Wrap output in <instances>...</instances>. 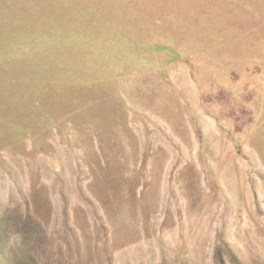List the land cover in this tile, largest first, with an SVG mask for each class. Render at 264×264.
<instances>
[{"label": "rangeland", "instance_id": "374dc122", "mask_svg": "<svg viewBox=\"0 0 264 264\" xmlns=\"http://www.w3.org/2000/svg\"><path fill=\"white\" fill-rule=\"evenodd\" d=\"M3 93L0 264H264V0H0Z\"/></svg>", "mask_w": 264, "mask_h": 264}, {"label": "trees", "instance_id": "16d2710c", "mask_svg": "<svg viewBox=\"0 0 264 264\" xmlns=\"http://www.w3.org/2000/svg\"><path fill=\"white\" fill-rule=\"evenodd\" d=\"M96 42H97V45L102 44L103 45L102 47L104 48V46H105L106 49L107 48H111L112 47L111 45H115V44H109V42H104V38H100V39L98 38L96 40ZM133 45H134V43H133ZM71 79L72 78L70 77L67 80V85L64 83V84L56 85L54 87H50V91H53L54 90V94H53L54 97L55 98H58V101L61 102L60 111H54L56 113L62 112L65 109V107H66L65 102L67 101V96L68 95L71 96L72 99H74V100L75 99H79L82 96V94L85 93V89L87 87H89V89L92 92L95 91V97H96V99L99 98L97 96L98 95V90H99V95L101 96V93H102V90H101L102 87H101V85L102 84L98 85L97 84L98 82H94V83H89V82L87 83L86 82L85 83V82L81 81L80 78H77V77H75L74 80H71ZM98 87H99V89H98ZM2 95L3 96L0 97V102L2 103L3 107L6 110L8 109V111H10V112H15V116H14V119H15L14 122L15 123L14 124H17L18 123V120H19V115L17 114V112L26 110V109L23 108V104L21 102H27V101H29V103H27L29 105V110H33L34 111V108L36 107V112L37 111L38 112L39 111H43L42 110V100H41V98H40V100L38 98L32 99V102H31L30 101L31 97L30 98H26V95H24L22 97L18 96L17 94H14L12 96L11 95L10 96H7L6 94L3 93ZM92 99H93L92 93H87V96H86L85 101L84 102L77 103L76 110L79 111V110H81L83 108L88 107L89 104L91 103V100ZM99 99H102V97L99 98ZM86 100H89V101H86ZM63 113L64 112H62V114ZM1 116H2V114H0V117ZM71 118L72 117H70V115H67V131H69V130L71 131L73 129L70 126V124H72V122L70 121ZM48 119L53 120L52 121V124H54L56 122V121H54V116L52 117V116L49 115ZM2 120H5V119H2ZM7 125H11V124L8 122ZM0 126L3 129L2 130V133L5 132V130H4L5 125L4 124H1Z\"/></svg>", "mask_w": 264, "mask_h": 264}]
</instances>
